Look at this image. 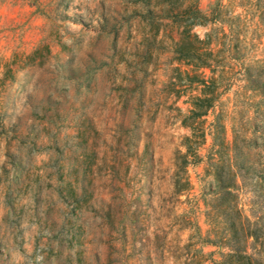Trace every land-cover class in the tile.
<instances>
[{
  "label": "rangeland",
  "instance_id": "374dc122",
  "mask_svg": "<svg viewBox=\"0 0 264 264\" xmlns=\"http://www.w3.org/2000/svg\"><path fill=\"white\" fill-rule=\"evenodd\" d=\"M148 1L0 0V264H222L210 204L216 167L236 161L240 207L262 214L264 0H198L207 14L227 6L194 28H216L227 72L188 162L182 118L196 91H171L174 68H187L171 52L179 29L162 21L155 36ZM232 21L233 53L220 44ZM220 109L224 154L212 150Z\"/></svg>",
  "mask_w": 264,
  "mask_h": 264
},
{
  "label": "trees",
  "instance_id": "16d2710c",
  "mask_svg": "<svg viewBox=\"0 0 264 264\" xmlns=\"http://www.w3.org/2000/svg\"><path fill=\"white\" fill-rule=\"evenodd\" d=\"M225 7L227 6L216 3L211 7L210 14H207L200 8L198 0H156L151 6L148 1L146 11L142 14L155 30V36L159 33V25L162 21H168L179 29L178 38L171 40V52L173 60L185 64L187 68L184 70L178 66L174 68L176 74L171 76L169 84L171 91L175 92L177 97H180L181 93L174 86L177 87L183 81H186V87L196 91L189 97L190 107L182 118V125L192 131L190 135L184 137L183 145L186 147V152L181 153L180 156L185 162H188L190 157L194 160L200 158L197 149L206 139L202 118L218 106L227 72L224 56L221 55L225 51L224 48L215 50L212 47L213 30L216 28H212V32L206 33L205 37H201L194 28L198 25H207L209 22H221L222 10ZM232 18L239 20L241 14ZM228 25L230 28L228 32L224 28L220 31L223 36L220 38L222 39L220 44L225 47L229 41L233 53L237 51L239 32L233 21ZM206 70H209V73ZM248 81L252 87L262 88L258 79L248 78ZM223 119L224 112L220 109L211 123L212 150H215L216 154H224L225 150L229 149ZM235 164L237 168L231 164L228 172H225V164L220 168L216 167L218 189L210 207L213 220L218 227L216 231L218 238L211 243L229 249L228 252L221 253L222 264H264V207L260 216L253 211L252 218L240 207L239 195L236 191L239 189L237 178L242 176L239 169L243 166L237 161ZM259 179L262 182L256 184L254 189L257 197V200H254L256 207H259L258 199L263 198L264 203V174L259 176ZM186 183L185 185L188 186L189 181ZM185 185L179 186V182L176 181V192L185 190ZM210 213L211 211L208 216Z\"/></svg>",
  "mask_w": 264,
  "mask_h": 264
}]
</instances>
